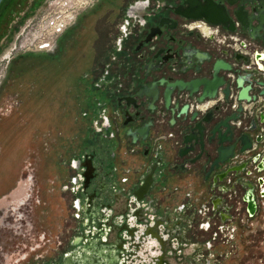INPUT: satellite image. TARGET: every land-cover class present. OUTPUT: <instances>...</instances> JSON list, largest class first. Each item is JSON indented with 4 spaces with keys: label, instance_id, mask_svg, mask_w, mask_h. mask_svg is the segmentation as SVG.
Returning a JSON list of instances; mask_svg holds the SVG:
<instances>
[{
    "label": "flooded vegetation",
    "instance_id": "flooded-vegetation-1",
    "mask_svg": "<svg viewBox=\"0 0 264 264\" xmlns=\"http://www.w3.org/2000/svg\"><path fill=\"white\" fill-rule=\"evenodd\" d=\"M111 25L68 165L77 227L42 264L240 262L264 206V0H122Z\"/></svg>",
    "mask_w": 264,
    "mask_h": 264
},
{
    "label": "rangeland",
    "instance_id": "rangeland-1",
    "mask_svg": "<svg viewBox=\"0 0 264 264\" xmlns=\"http://www.w3.org/2000/svg\"><path fill=\"white\" fill-rule=\"evenodd\" d=\"M48 1H4L0 59L28 21L48 10ZM121 3L98 0L83 10L51 55L10 59L0 87V264L55 258L77 227L68 165L89 131L92 64L112 47L111 22ZM235 238L233 257L241 261L226 264H264L263 205L256 217L244 218Z\"/></svg>",
    "mask_w": 264,
    "mask_h": 264
},
{
    "label": "built area",
    "instance_id": "built-area-1",
    "mask_svg": "<svg viewBox=\"0 0 264 264\" xmlns=\"http://www.w3.org/2000/svg\"><path fill=\"white\" fill-rule=\"evenodd\" d=\"M98 0H49L48 10L19 31L0 59V87L10 59L18 53H53L61 35L76 23L79 14Z\"/></svg>",
    "mask_w": 264,
    "mask_h": 264
},
{
    "label": "water",
    "instance_id": "water-1",
    "mask_svg": "<svg viewBox=\"0 0 264 264\" xmlns=\"http://www.w3.org/2000/svg\"><path fill=\"white\" fill-rule=\"evenodd\" d=\"M3 1H4V0H0V5L2 4ZM186 89H187V90H190V89H192V87H191L190 85H188V87H187ZM204 89H205L204 86H202V90H204ZM193 90H195V89H193ZM186 138H187V137H186ZM190 139H191V138L189 137V138L186 139V141L189 142ZM248 148H249V143H248L247 140H246V141H245V145H244L243 148H242V151L247 150ZM248 213H249L250 215H252V214L254 213V205H253L251 199H249Z\"/></svg>",
    "mask_w": 264,
    "mask_h": 264
},
{
    "label": "crops",
    "instance_id": "crops-1",
    "mask_svg": "<svg viewBox=\"0 0 264 264\" xmlns=\"http://www.w3.org/2000/svg\"><path fill=\"white\" fill-rule=\"evenodd\" d=\"M68 30V29H67ZM67 30L61 35V37L59 38V40L62 38V36L67 32ZM58 40V41H59ZM24 55V57H32V56H36V54H39V55H45V56H48V55H51V53L50 54H47V53H23ZM21 56V55H20ZM98 100V98L96 97V96H94V98H93V101L96 103V101Z\"/></svg>",
    "mask_w": 264,
    "mask_h": 264
},
{
    "label": "trees",
    "instance_id": "trees-1",
    "mask_svg": "<svg viewBox=\"0 0 264 264\" xmlns=\"http://www.w3.org/2000/svg\"><path fill=\"white\" fill-rule=\"evenodd\" d=\"M5 1V0H4ZM4 1L2 2V4L4 3ZM2 4L0 5V7L2 6ZM93 91V90H92Z\"/></svg>",
    "mask_w": 264,
    "mask_h": 264
}]
</instances>
